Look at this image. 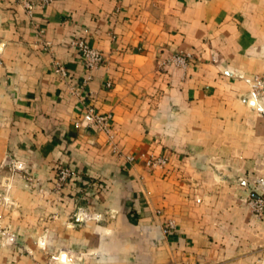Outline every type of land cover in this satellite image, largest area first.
<instances>
[{
    "label": "crops",
    "instance_id": "1",
    "mask_svg": "<svg viewBox=\"0 0 264 264\" xmlns=\"http://www.w3.org/2000/svg\"><path fill=\"white\" fill-rule=\"evenodd\" d=\"M261 74L264 0H54L32 18L0 0V264H264L246 204L249 184L264 191ZM89 105L112 115V143L75 127ZM61 167L77 176L57 191Z\"/></svg>",
    "mask_w": 264,
    "mask_h": 264
},
{
    "label": "built area",
    "instance_id": "2",
    "mask_svg": "<svg viewBox=\"0 0 264 264\" xmlns=\"http://www.w3.org/2000/svg\"><path fill=\"white\" fill-rule=\"evenodd\" d=\"M26 10L27 14L32 18L34 11L36 8H46L48 7L54 0H17ZM38 35L41 38V43L46 50H50L52 47V43L45 39L46 31L45 29L38 27ZM71 46L75 49V51L80 55L83 60L84 66L88 71H94L100 68L105 62L104 54L91 47L88 43H86L82 39H76L72 42ZM192 56L190 54L179 53L172 56L168 62L176 64L182 67L185 71L189 67V62L191 61ZM54 72L61 77L63 80L69 79L68 71L58 62L54 64ZM260 81L259 77H256L255 82L258 83ZM257 85V84H256ZM71 92L75 95L78 94V89L74 85H70ZM111 114H101L96 110L93 106H87L84 108L81 117L75 121V127L96 132L105 133L108 136L109 141L112 143L114 136L111 131ZM141 158L144 160L147 167L157 169V168H166L169 164V159L166 156H153V155H141ZM127 160L129 162H135V156H128ZM15 170L19 171L18 167H15ZM77 175L67 167H61L56 179L55 188L57 191H61L65 189L72 178H75ZM26 180L30 183L34 182L33 176H27ZM97 219L99 216H95ZM78 223H85L90 220V216L86 214H82L75 217ZM170 226H173V223H170ZM55 264H67L60 262L57 258Z\"/></svg>",
    "mask_w": 264,
    "mask_h": 264
},
{
    "label": "rangeland",
    "instance_id": "3",
    "mask_svg": "<svg viewBox=\"0 0 264 264\" xmlns=\"http://www.w3.org/2000/svg\"><path fill=\"white\" fill-rule=\"evenodd\" d=\"M256 77L260 78V81H258V83L255 82ZM249 86H250V91H251V99H250L251 107L264 113V108L261 105V102H264V74L255 75L250 81ZM153 156H156V155H153ZM145 167L148 170H155L153 168L147 167L146 164H145ZM247 193L248 195L246 199V204L250 210L251 218L253 220H256L258 223L264 224V191L261 190L258 185L249 184L247 186ZM98 216L100 217L98 219H102L101 214H99ZM170 223H173V222H170Z\"/></svg>",
    "mask_w": 264,
    "mask_h": 264
}]
</instances>
